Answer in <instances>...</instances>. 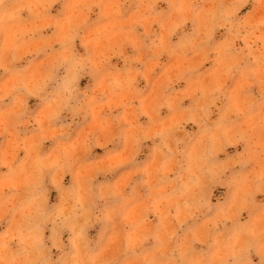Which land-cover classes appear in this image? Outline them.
<instances>
[{"label": "clouds", "instance_id": "9594fccd", "mask_svg": "<svg viewBox=\"0 0 264 264\" xmlns=\"http://www.w3.org/2000/svg\"><path fill=\"white\" fill-rule=\"evenodd\" d=\"M161 2L0 0V169H7L0 171V223L7 220L0 231V264H254L253 256L255 264H264V200L256 199L264 195V130L257 132L264 129V0H252L242 16L250 0H163L167 10L157 11ZM57 3L62 9L52 15ZM93 9H99L96 21H90ZM189 22L192 30L183 32ZM48 29L53 31L46 34ZM218 29L226 33L220 40ZM178 30L183 35L173 43ZM77 39L86 54L77 51ZM127 48L136 55H126ZM164 55L175 62L162 67ZM113 57L125 67L110 65ZM209 60L212 67L201 71ZM85 75L92 78L90 88L80 87ZM140 78L152 83L147 95L137 87ZM181 81L185 86L177 89ZM29 97L42 104L34 115ZM221 97L229 101L221 121L238 115V128L217 123L212 130L205 123L207 107ZM186 99L193 105L182 107ZM165 108L169 114L162 116ZM65 113L71 122L57 124L68 118ZM77 117L91 120L71 140L62 139ZM189 122L198 125V135L184 131ZM32 124V134L22 136L20 129ZM222 137L251 141L252 147L217 162ZM120 140L118 151L109 149ZM47 141L54 146L44 152ZM94 148L105 155L89 160ZM145 148L147 157L137 164ZM129 164L136 166L94 185ZM46 181L59 194L51 208ZM217 185L230 193L213 205L209 192ZM113 198L116 207L97 210L96 201ZM117 216L107 243L90 251L88 226ZM200 217L176 240L180 229ZM53 220L72 232L73 248L55 261L43 243L44 226ZM150 239L154 247L148 250Z\"/></svg>", "mask_w": 264, "mask_h": 264}, {"label": "rangeland", "instance_id": "374dc122", "mask_svg": "<svg viewBox=\"0 0 264 264\" xmlns=\"http://www.w3.org/2000/svg\"><path fill=\"white\" fill-rule=\"evenodd\" d=\"M253 3L252 0H250V2L245 5V7L243 9H241V12L239 13V15H244L246 12L250 11L253 7ZM126 9H128L127 11L124 12V15L127 16L129 11H131L132 9L135 8V4H132L131 7L129 8L127 5L125 6ZM168 5L166 3L162 2L157 6V11H159L160 9H164L167 10ZM62 9V3H57L56 5H54L53 9L51 10V14L52 15H56L58 12H60ZM99 12V9H93V13L91 15L90 21H96L97 19V13ZM22 16L25 18V20H30L31 17H29L27 12L22 13ZM101 23H103V21H100ZM192 23L189 22L184 26L183 32H190L192 30ZM153 29L155 31V33L158 35L159 32V26L158 25H153ZM53 31V29H48L46 30V34H50ZM137 31L138 32H143V28L141 27H137ZM183 32H181L180 30L177 31V34L174 35L172 37V42L176 43L180 37L183 35ZM225 30L224 29H218L216 32V36L215 39L216 40H220L223 38V36L225 35ZM153 37H148L145 39V44H148L149 41L152 39ZM239 46H242V42H237ZM76 47H77V51L81 54H86L85 53V49L83 47H81L80 44V40L77 39L76 41ZM126 55L129 56H134L136 55L135 50L131 49V48H127L126 49ZM40 59L43 58V56L39 57ZM28 59L30 58H26L23 61H20L16 67L17 68H23L27 62ZM174 58H170L167 55H164L161 57V65L162 67H166L172 63H174ZM110 65H115L116 68H120L123 69L125 67L123 59L121 57H113L112 60L110 61ZM137 68H140L141 70H143V66L142 65H136ZM212 67V63L211 60H209V62L205 63V65L203 66V68L201 69V71H204L205 69H210ZM162 70V68H158L156 70V73L154 74L153 79H155V76L158 75L160 73V71ZM7 73L4 74V78H7ZM238 76V73H237ZM234 81H230L228 87H231ZM88 86L89 88L92 85V78L90 76L85 75L81 81H80V87L84 88L85 86ZM151 86L152 83L151 82H145L142 78L139 79V83L137 85V87L144 89V94L147 95L148 92L151 90ZM184 82L181 81L180 84L176 85L177 89H181L183 88ZM171 91V89H170ZM253 94L255 95H259L257 90L255 88L252 89ZM104 98H101V100H103ZM10 98L4 101V105L3 106H7L10 103ZM193 105V100H189L186 99L184 100L182 107H190ZM229 105V101L225 98V97H221L220 99H218L216 101V103L214 105H209L206 109L207 112V116H206V120L205 123L207 124L209 129L215 130L217 123H223L224 128H238L242 123H243V118L238 116V115H231L229 117L228 120L225 121H221V117L223 115V113L226 111L227 107ZM42 106L41 101L38 98L35 97H29L28 98V110L31 112V114H35L39 108ZM119 110H117L116 112H113L112 115H118ZM168 110L162 109L161 110V115L162 116H167ZM65 117H68L67 119H64L62 117L61 121H57V124L60 123H70L71 122V117L68 116L67 113L64 114ZM141 122L142 123H146L147 122V118L146 117H141ZM91 117H88L87 120H83L80 117L76 118V124L73 125V128L71 130V134L69 135V137L67 138H62V139H67V140H71L72 138L75 137V133L78 130L79 127L86 125L88 122H90ZM35 125H29L28 127H22L20 129V133L21 135H30L32 134V132L35 130ZM264 129L261 128H257V132H260ZM184 131L188 132V133H196L197 135L200 132V128L198 127L197 124L189 122L186 125H184ZM146 145H148L149 147L152 145V141H147L145 142ZM54 146V142L52 141H47L45 142L43 151L47 152L51 147ZM123 146V141L120 140L118 142H115L113 145H109V149L113 150V151H118L121 147ZM252 147V142L251 141H244V140H240L239 142L236 143H232L230 142L227 138H223L222 137V142L220 144V148L221 150L219 151L217 157H216V161L217 162H226L232 159H236L238 157V155L242 152H246L248 151L250 148ZM147 152H148V148H145L144 152L137 157V164L139 162H142L146 159L147 157ZM20 157L23 156V152H21ZM105 155V150L102 148H94L93 149V153L88 157L89 160L92 159H99L101 157H103ZM136 164H129L126 165L124 168L117 170L115 173H112L108 176H104L101 175L97 178L96 181H94V185L98 184L100 182H112L114 181L120 174V172L129 170L133 167H135ZM253 165L250 163L246 168L243 169V171H248L251 169ZM240 167L238 166L236 169L232 170V171H240ZM0 171H7V169H0ZM227 175H231V171L229 173H226ZM71 182V175H66L64 178V185L67 187L70 185ZM47 186L50 189V194H49V206L51 208L52 205L58 203L59 201V194L56 191V189L46 181ZM230 193V189L225 188L223 186L217 185L215 187H213L210 192H209V198L211 200V203L213 205H215L218 201L219 202H224L227 198L228 195ZM256 199L258 201L260 200H264V195H257ZM119 204V201L115 198L113 199H109L108 201H96V208L98 211L103 210L105 207L108 208H112V207H116ZM215 211V209L213 208V212ZM212 213H209L208 215H211ZM243 216L246 218L247 217V213H244ZM204 217H200L198 220H194V221H189L187 225L184 226V228L180 229V231H178L177 233V238L176 240H178L179 238H181L184 234V231L187 229V227L189 225H193V224H198L199 222L202 221ZM148 219L150 221H152L153 224H155L157 222V217H155L151 212L148 213ZM119 221V217L117 216L116 218H114L113 221H105L103 219L99 220V221H94L92 224H90L88 226V228L86 229V235L87 238L89 240V250L90 251H99L101 247H103L108 240V237L112 234L113 232V227L114 224L118 223ZM7 227V220H5L3 223H0V231L5 230ZM122 230H126L123 228V226H121ZM176 241H174L175 243ZM43 243L44 246L50 250V256L52 258L53 261L57 260V258H63V256L65 255H70L73 251L72 248V232L65 227L62 222L60 220H53L50 221L49 223H47L44 226V232H43ZM14 249L17 247V242L13 241L12 245H11ZM154 247V242L150 239L146 245L145 248L148 250H151ZM195 247L197 249H200L201 247H205L199 244H196ZM124 257H121V259H123ZM253 260H254V264L255 261L258 260L257 257L253 256Z\"/></svg>", "mask_w": 264, "mask_h": 264}]
</instances>
